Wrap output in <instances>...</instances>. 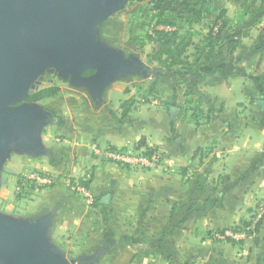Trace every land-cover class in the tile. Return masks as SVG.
<instances>
[{
	"label": "crops",
	"instance_id": "crops-1",
	"mask_svg": "<svg viewBox=\"0 0 264 264\" xmlns=\"http://www.w3.org/2000/svg\"><path fill=\"white\" fill-rule=\"evenodd\" d=\"M133 1L105 18L97 34L108 48L144 64L138 51L127 53L106 32L109 19L125 9L135 15L144 0ZM162 1L179 4L165 17L194 33L199 48L222 10L234 31L198 71L119 76L97 103L84 88L64 83L85 106L67 107L61 117L46 109L50 122L39 135L44 153L23 173L76 174L89 180L87 197L54 186L41 190L34 210L24 214L52 215L49 241L73 264H264V109L258 105L264 102V0L237 31L227 0ZM150 50L146 44L145 58ZM134 77L157 79L159 89L155 101L122 116L121 104L135 98L124 82ZM92 145L134 155L149 150L161 162L140 169L97 156ZM17 208L14 200L5 210L21 216ZM257 216L256 233L215 238L243 232L245 224L254 228Z\"/></svg>",
	"mask_w": 264,
	"mask_h": 264
},
{
	"label": "water",
	"instance_id": "water-1",
	"mask_svg": "<svg viewBox=\"0 0 264 264\" xmlns=\"http://www.w3.org/2000/svg\"><path fill=\"white\" fill-rule=\"evenodd\" d=\"M128 1L0 0V165L9 149L29 157L44 153L39 135L51 116L25 102L44 70L84 88L95 103L119 76L154 74L98 37L101 22ZM258 105L264 109L263 101ZM51 225V214L0 215V264H73L49 241Z\"/></svg>",
	"mask_w": 264,
	"mask_h": 264
},
{
	"label": "rangeland",
	"instance_id": "rangeland-1",
	"mask_svg": "<svg viewBox=\"0 0 264 264\" xmlns=\"http://www.w3.org/2000/svg\"><path fill=\"white\" fill-rule=\"evenodd\" d=\"M153 1L160 2V0H144L135 15L127 13L126 9L121 11L117 17H112L109 19V26L107 27L106 32L110 30L109 35L111 42H114L115 45H119L127 53L131 52V50L138 51V55H140L139 57L144 63L143 65L149 71L152 70L155 72L156 67L152 64H149L145 58L144 48L146 44H149L146 41L145 36L149 34L152 29L156 28V22H158L160 17L165 16V12H168L169 9L174 10L175 5L179 6V4L166 3L163 4L164 6L162 9L159 11H154L152 10ZM128 2L131 4L134 1L129 0ZM161 2L163 1L161 0ZM134 78L135 79H129V81L124 82V84L127 86L125 89L126 92H134L135 94V98L133 97L134 99L132 100L134 106H136V104H148L150 100L155 101V98H153L155 95L154 92L159 89V85H157V88L155 86V89L153 92H151L153 93L151 94L153 96L149 97L150 94L148 93L150 92H145L147 85L152 86V81L144 80L141 77ZM64 83H68L67 80L61 78L56 70L47 69L36 78L34 82L33 93L35 91L50 87H65L66 84ZM64 91V93L56 99L53 98L35 102L34 105L42 108L46 112L48 109L54 110L56 115L59 117H61L63 110H65L67 107L78 108L79 106H85L80 95L70 92L68 87H65ZM51 136L54 140L57 139L56 137H53L52 134L50 137ZM58 140L60 143H63V140H61L60 137ZM36 162L37 161L35 157L26 156L14 149L8 150L6 157L2 160L0 165V215L31 220L35 216L31 214H24V212L30 213L34 210L36 206L35 203L42 193L41 190L47 191L48 188L54 186H63L67 189L73 188V190L70 189L71 192L77 193L75 188L79 186L77 183L80 179L76 178V174H48L42 171L35 172V170L33 172L29 171L27 173H23V171L26 170L25 168L32 169ZM17 182H19L21 185L19 189L21 193L18 197H16V193L18 191ZM14 200L18 201L17 209H19L20 213L22 214L21 216L6 212L5 210V207L8 204H10V206L14 205ZM22 206H25L23 212H21Z\"/></svg>",
	"mask_w": 264,
	"mask_h": 264
},
{
	"label": "trees",
	"instance_id": "trees-1",
	"mask_svg": "<svg viewBox=\"0 0 264 264\" xmlns=\"http://www.w3.org/2000/svg\"><path fill=\"white\" fill-rule=\"evenodd\" d=\"M235 8V21L234 25L235 31L240 27L241 21L249 16L254 10L257 2L259 0H227ZM169 2V1H168ZM171 2V1H170ZM166 4L164 1L152 2V10L159 11ZM166 27L167 29H157L154 28L152 31L145 36L146 41L151 45L150 53L146 55L147 62L156 67L154 74L160 75L163 72L173 73L176 76H180L184 73H193L201 69L206 63H208L212 58L218 54V52L224 46V37L226 34L234 30L231 25L225 20V11L222 10L217 15L215 21L208 28L207 34L203 38V47L199 48L194 42V33L189 31L181 32L176 26L167 19L165 16L160 17L158 22H156V27ZM194 55V56H192ZM196 57V58H195ZM195 58V60H194ZM157 85V79L153 80L152 86L149 88V94H153V90ZM59 94L58 87H50L38 90L33 94L29 95L25 102L33 104L35 102H40L48 99L56 98ZM133 99L123 102L121 104L122 116H125L129 111L131 106L134 105ZM186 105H190L187 100ZM128 106V107H127ZM198 150L197 152H199ZM153 151H146L143 156H150ZM80 186L88 188L89 180L78 181ZM18 191L16 197L20 195V183L17 182ZM264 218V213L262 218ZM260 219V220H261ZM258 221L256 226H254L252 232L256 233L259 229L261 221ZM249 225L245 224L242 228H248ZM237 231V229H233Z\"/></svg>",
	"mask_w": 264,
	"mask_h": 264
},
{
	"label": "built area",
	"instance_id": "built-area-1",
	"mask_svg": "<svg viewBox=\"0 0 264 264\" xmlns=\"http://www.w3.org/2000/svg\"><path fill=\"white\" fill-rule=\"evenodd\" d=\"M93 154L103 157L107 160L117 162L120 164H127L133 167H138L140 169H149L156 167L161 162V157L157 153H152L150 156L143 155H134L123 151H110L102 150L97 145H92ZM77 193H80L87 197L86 189L82 186H77L75 188ZM260 219V216H257L256 221ZM253 226L245 228L243 232H225L215 234V238L218 240H225L230 238L234 241L239 240L240 238L245 237L249 232H252Z\"/></svg>",
	"mask_w": 264,
	"mask_h": 264
},
{
	"label": "flooded vegetation",
	"instance_id": "flooded-vegetation-1",
	"mask_svg": "<svg viewBox=\"0 0 264 264\" xmlns=\"http://www.w3.org/2000/svg\"><path fill=\"white\" fill-rule=\"evenodd\" d=\"M36 92V91H35ZM33 94V93H32Z\"/></svg>",
	"mask_w": 264,
	"mask_h": 264
}]
</instances>
